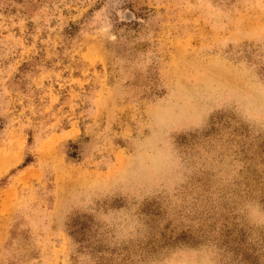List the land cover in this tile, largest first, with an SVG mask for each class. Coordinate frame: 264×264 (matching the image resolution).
<instances>
[{"label":"rangeland","instance_id":"rangeland-1","mask_svg":"<svg viewBox=\"0 0 264 264\" xmlns=\"http://www.w3.org/2000/svg\"><path fill=\"white\" fill-rule=\"evenodd\" d=\"M0 264H264V0H0Z\"/></svg>","mask_w":264,"mask_h":264}]
</instances>
